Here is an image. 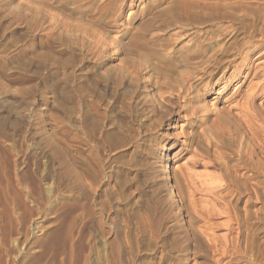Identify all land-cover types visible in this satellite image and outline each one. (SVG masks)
Wrapping results in <instances>:
<instances>
[{"label":"rangeland","instance_id":"374dc122","mask_svg":"<svg viewBox=\"0 0 264 264\" xmlns=\"http://www.w3.org/2000/svg\"><path fill=\"white\" fill-rule=\"evenodd\" d=\"M258 88L264 0H0V264H264Z\"/></svg>","mask_w":264,"mask_h":264},{"label":"bare ground","instance_id":"6f19581e","mask_svg":"<svg viewBox=\"0 0 264 264\" xmlns=\"http://www.w3.org/2000/svg\"><path fill=\"white\" fill-rule=\"evenodd\" d=\"M259 34V33H258ZM261 34V33H260ZM259 34V35H260ZM223 82V81H222ZM219 83V82H218ZM220 84V83H219ZM255 89V88H254ZM253 89V90H254ZM257 89V88H256ZM259 89V91H258V93H262L263 94V92H264V90H263V88H258ZM256 91V90H255ZM253 93H255V92H252L251 94H253ZM250 95V94H249ZM254 95V94H253ZM255 96V95H254ZM260 96V95H259ZM250 98V97H249ZM253 98V96L251 95V99ZM251 99H249V100H251ZM247 102V101H246ZM254 114V113H253ZM166 174H167V172H166ZM167 176V175H166ZM188 176V175H187ZM173 178V177H172ZM187 178V177H186ZM174 180H176V179H174ZM191 181V180H190ZM189 183V182H188ZM255 195V194H254Z\"/></svg>","mask_w":264,"mask_h":264}]
</instances>
